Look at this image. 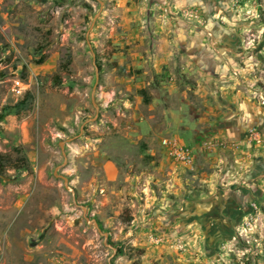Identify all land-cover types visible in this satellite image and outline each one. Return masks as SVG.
<instances>
[{"label": "rangeland", "instance_id": "1", "mask_svg": "<svg viewBox=\"0 0 264 264\" xmlns=\"http://www.w3.org/2000/svg\"><path fill=\"white\" fill-rule=\"evenodd\" d=\"M2 113L0 264H264V0H0Z\"/></svg>", "mask_w": 264, "mask_h": 264}, {"label": "built area", "instance_id": "2", "mask_svg": "<svg viewBox=\"0 0 264 264\" xmlns=\"http://www.w3.org/2000/svg\"><path fill=\"white\" fill-rule=\"evenodd\" d=\"M250 139H256L257 132L254 128L249 129ZM160 144L167 149V153L175 160L192 167L194 155L191 148L178 141L175 137H162Z\"/></svg>", "mask_w": 264, "mask_h": 264}, {"label": "trees", "instance_id": "3", "mask_svg": "<svg viewBox=\"0 0 264 264\" xmlns=\"http://www.w3.org/2000/svg\"><path fill=\"white\" fill-rule=\"evenodd\" d=\"M4 113L0 114V120L3 118ZM7 167L26 169L28 163L25 155L21 153L17 154L16 157H12L9 153H0V174H2Z\"/></svg>", "mask_w": 264, "mask_h": 264}, {"label": "crops", "instance_id": "4", "mask_svg": "<svg viewBox=\"0 0 264 264\" xmlns=\"http://www.w3.org/2000/svg\"><path fill=\"white\" fill-rule=\"evenodd\" d=\"M123 1H125V0H121V2H123ZM233 123H234L233 120H231L230 123H229V125H227L226 127L223 128L224 129L223 130V134L225 136H227V138L228 137L231 138L232 136L236 135L237 133L240 134V132L242 130V127H244V125H243L242 122H238L237 121V123H234V124ZM235 125H236V127H235ZM196 161H197V163H196V170H198L197 167L198 168H201L202 167V165L199 163V161H200L199 156L196 158ZM202 175H203V177H205L206 176V173H204Z\"/></svg>", "mask_w": 264, "mask_h": 264}]
</instances>
